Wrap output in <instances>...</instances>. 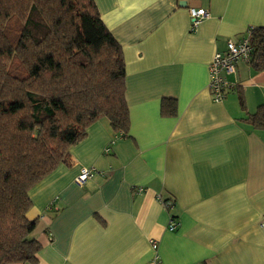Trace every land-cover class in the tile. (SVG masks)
Returning <instances> with one entry per match:
<instances>
[{
    "label": "crops",
    "instance_id": "1",
    "mask_svg": "<svg viewBox=\"0 0 264 264\" xmlns=\"http://www.w3.org/2000/svg\"><path fill=\"white\" fill-rule=\"evenodd\" d=\"M94 2L122 48L129 131L100 118L29 190L36 264H149L151 240L162 264H264V129L245 122L264 105V67L238 62L222 101L208 90L213 53L264 28V0ZM190 8L209 16L192 28ZM163 97L176 116H161ZM81 167L93 174L79 186Z\"/></svg>",
    "mask_w": 264,
    "mask_h": 264
},
{
    "label": "trees",
    "instance_id": "2",
    "mask_svg": "<svg viewBox=\"0 0 264 264\" xmlns=\"http://www.w3.org/2000/svg\"><path fill=\"white\" fill-rule=\"evenodd\" d=\"M250 44L247 63L259 70L264 28ZM125 89L122 48L94 0H0V264L37 263L29 190L71 165L70 148L100 118L128 134ZM160 114L176 116V100L163 97ZM245 122L264 129V105Z\"/></svg>",
    "mask_w": 264,
    "mask_h": 264
},
{
    "label": "built area",
    "instance_id": "3",
    "mask_svg": "<svg viewBox=\"0 0 264 264\" xmlns=\"http://www.w3.org/2000/svg\"><path fill=\"white\" fill-rule=\"evenodd\" d=\"M191 27L194 28L203 19L209 16V11L204 8H190ZM254 26H249L244 35L238 39H228L226 41L225 51H216L213 53L208 63V90L213 101H222L226 94L236 87V82L230 80L229 77L236 75L237 63L240 61L248 62L251 56L252 47L250 44L251 32ZM93 174L89 167H81L78 174L74 177L75 184L82 186ZM143 188L139 187L141 191ZM167 207L172 206V201H164ZM176 221L170 220L169 229H175ZM260 227L264 230V216L260 222ZM153 255L149 264H162L157 253L158 243L154 240L150 241ZM203 264V263H201Z\"/></svg>",
    "mask_w": 264,
    "mask_h": 264
},
{
    "label": "rangeland",
    "instance_id": "4",
    "mask_svg": "<svg viewBox=\"0 0 264 264\" xmlns=\"http://www.w3.org/2000/svg\"><path fill=\"white\" fill-rule=\"evenodd\" d=\"M28 217H30V216H28Z\"/></svg>",
    "mask_w": 264,
    "mask_h": 264
}]
</instances>
